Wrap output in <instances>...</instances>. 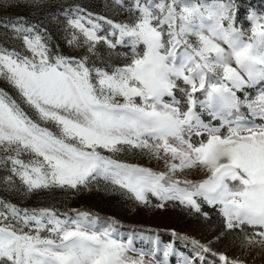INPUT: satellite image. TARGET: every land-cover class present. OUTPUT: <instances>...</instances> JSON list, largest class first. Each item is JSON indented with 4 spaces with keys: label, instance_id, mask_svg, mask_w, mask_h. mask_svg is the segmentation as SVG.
Wrapping results in <instances>:
<instances>
[{
    "label": "snow or ice",
    "instance_id": "1",
    "mask_svg": "<svg viewBox=\"0 0 264 264\" xmlns=\"http://www.w3.org/2000/svg\"><path fill=\"white\" fill-rule=\"evenodd\" d=\"M113 4L128 18L62 9L69 54L40 25L10 21L19 49L0 45L11 90L0 88V184L31 195L103 180L144 206L151 196L158 209L175 203L207 219V204L222 231L203 243L172 230L190 255L158 238L144 250L113 218L0 199V264H246L213 244L234 235L242 255L264 252V12L241 19L237 0ZM124 152L162 167L118 159Z\"/></svg>",
    "mask_w": 264,
    "mask_h": 264
},
{
    "label": "rangeland",
    "instance_id": "2",
    "mask_svg": "<svg viewBox=\"0 0 264 264\" xmlns=\"http://www.w3.org/2000/svg\"><path fill=\"white\" fill-rule=\"evenodd\" d=\"M3 4V10H0V45L8 48L16 47L19 49V43L14 39L10 27V21L23 16L29 22L38 24L48 30L51 40L50 45L53 51L59 50L64 54L72 53L74 50L67 45L68 34L65 31V13L62 9L69 5H80L88 11L106 15L116 21H123L128 18V13L118 6H114L113 0H41L39 7H27L28 0H0ZM126 6L132 3V0H124ZM241 5L239 17L243 19L249 8L259 12H264V0H237ZM19 4L20 6H11ZM124 51V49H121ZM0 88L11 91L8 85L0 82ZM253 91V95H254ZM118 159L127 163L140 164L145 167L159 170L162 167L160 162L149 159L147 156L132 152L120 153ZM8 175L7 170L0 165V178ZM19 184V181H17ZM0 199L11 202L20 208H41L54 207L60 213L70 212L72 209L89 211L96 215H101V219L113 218L119 221V231L126 239L129 235H134V245L136 248L148 250L151 247L150 241L158 238L160 246L163 247L172 243L178 252L185 255L191 254V244L171 235L172 230L181 234L188 235L207 243L214 240V237L222 231L223 224H218L216 217L204 219L196 214L189 212L178 204L168 203L162 209L154 205L158 202L155 197L149 196L152 204L144 206L128 199L127 196L111 190L110 185H106L103 180L93 182L87 189L79 192L55 190H41L31 195H25L23 192L8 189L0 184ZM207 204H203L204 206ZM209 209L210 206H205ZM222 218V217H221ZM150 228L162 231L165 237L159 238L154 234H146L141 231H132L130 228ZM234 235L221 237L215 241L213 247L217 251L226 252L229 256H240L246 261V264H264V252L259 249H252L247 255L241 253L245 250L239 248L238 241L234 244ZM170 264H176V257H170Z\"/></svg>",
    "mask_w": 264,
    "mask_h": 264
},
{
    "label": "trees",
    "instance_id": "3",
    "mask_svg": "<svg viewBox=\"0 0 264 264\" xmlns=\"http://www.w3.org/2000/svg\"><path fill=\"white\" fill-rule=\"evenodd\" d=\"M207 206V205H205ZM204 206V209L207 210L206 213H208L210 215V217H216L218 219V224L222 225V218L221 216L219 215L218 211L216 209H213L211 207H209V209L207 207ZM94 214V213H93ZM100 218L101 215H98ZM127 228H130L132 231H141L143 233H146V234H154L155 236L159 237V238H167L164 236L165 233H163L162 231H157L155 229H150V228H134V227H127Z\"/></svg>",
    "mask_w": 264,
    "mask_h": 264
}]
</instances>
